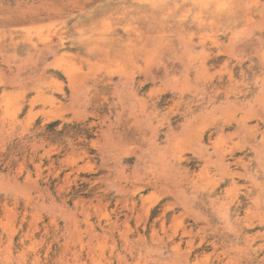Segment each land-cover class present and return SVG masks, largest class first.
Segmentation results:
<instances>
[{
    "label": "rangeland",
    "instance_id": "rangeland-1",
    "mask_svg": "<svg viewBox=\"0 0 264 264\" xmlns=\"http://www.w3.org/2000/svg\"><path fill=\"white\" fill-rule=\"evenodd\" d=\"M0 264H264V0H0Z\"/></svg>",
    "mask_w": 264,
    "mask_h": 264
}]
</instances>
